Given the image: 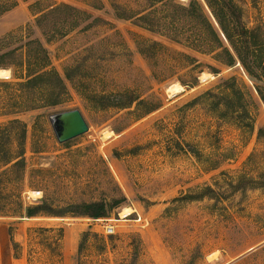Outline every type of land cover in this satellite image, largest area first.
Returning a JSON list of instances; mask_svg holds the SVG:
<instances>
[{
  "label": "rangeland",
  "instance_id": "rangeland-1",
  "mask_svg": "<svg viewBox=\"0 0 264 264\" xmlns=\"http://www.w3.org/2000/svg\"><path fill=\"white\" fill-rule=\"evenodd\" d=\"M190 1L0 0V264H264V0H232L251 76L200 51ZM34 60L61 104L17 99ZM71 110L89 131L60 144Z\"/></svg>",
  "mask_w": 264,
  "mask_h": 264
},
{
  "label": "trees",
  "instance_id": "trees-1",
  "mask_svg": "<svg viewBox=\"0 0 264 264\" xmlns=\"http://www.w3.org/2000/svg\"><path fill=\"white\" fill-rule=\"evenodd\" d=\"M208 8L211 10L214 19L216 20L221 34L213 28V26L208 21L204 6L199 0H191L185 9L187 19L194 22H198L203 28V34H208L211 36L209 40V50L205 51L203 48L206 40L202 39V51L203 54L210 53L213 56L214 61L219 66L233 67L236 64V60L242 63L248 74L251 76V72L244 62L243 50L245 49V44L248 38H251L253 30L247 29L237 18H240L241 12L234 5L232 0H203ZM17 3V2H15ZM12 8L8 7L3 9L5 12ZM0 11V13H4ZM237 19V20H236ZM221 35L224 37L222 39ZM29 63L31 59L28 60ZM196 64V62H194ZM198 65V64H196ZM1 67V65H0ZM203 67V66H202ZM213 74H219L220 70L217 66H209ZM46 67L39 60H34V64H28V76L24 83L19 84L20 90L16 94L17 99L23 98L25 95H40L43 99L52 98L53 102L50 103L51 106H56L61 104V100L65 95H67L68 90L66 85L61 78V76L55 71L44 72ZM37 69H40L37 71ZM37 71V72H36ZM195 81L189 84H184L185 86L195 85ZM264 103V95L261 96ZM33 105L29 109H38L43 107V104H39L36 100L33 101ZM133 104V102H132ZM16 110L21 109V105L15 106ZM46 107V106H44ZM121 109H127L130 106L122 105L118 106ZM19 162H17L18 164ZM42 208H29L27 211L28 218H34L40 215ZM54 215V214H53ZM62 214H57L61 216ZM80 215L88 216L92 219H102L107 215V210L104 204H92L83 205L82 212ZM11 235V234H10ZM14 246L16 243L12 240ZM17 256V255H16Z\"/></svg>",
  "mask_w": 264,
  "mask_h": 264
},
{
  "label": "water",
  "instance_id": "water-1",
  "mask_svg": "<svg viewBox=\"0 0 264 264\" xmlns=\"http://www.w3.org/2000/svg\"><path fill=\"white\" fill-rule=\"evenodd\" d=\"M50 124L58 143H68L89 131L88 125L79 110H71L50 117Z\"/></svg>",
  "mask_w": 264,
  "mask_h": 264
},
{
  "label": "bare ground",
  "instance_id": "bare-ground-1",
  "mask_svg": "<svg viewBox=\"0 0 264 264\" xmlns=\"http://www.w3.org/2000/svg\"><path fill=\"white\" fill-rule=\"evenodd\" d=\"M0 78H5V79H9L10 78V73H9V71H7V70H4V69H0ZM206 78V77H205ZM203 79V78H202ZM203 81V80H202ZM178 87V86H177ZM181 87V86H180ZM169 89V88H168ZM170 91H171V89H170ZM181 91H182V89H181ZM176 92V91H175ZM168 93V92H167ZM179 94H180V92H179ZM107 139V138H106ZM110 139V138H109ZM131 209H128V208H126L125 210H124V212H123V216L124 217H126V216H129L130 214H131ZM214 256V255H213ZM212 260V259H211Z\"/></svg>",
  "mask_w": 264,
  "mask_h": 264
},
{
  "label": "built area",
  "instance_id": "built-area-1",
  "mask_svg": "<svg viewBox=\"0 0 264 264\" xmlns=\"http://www.w3.org/2000/svg\"><path fill=\"white\" fill-rule=\"evenodd\" d=\"M105 230H106L105 233L107 235H112L114 233V228L112 226H107V228Z\"/></svg>",
  "mask_w": 264,
  "mask_h": 264
}]
</instances>
